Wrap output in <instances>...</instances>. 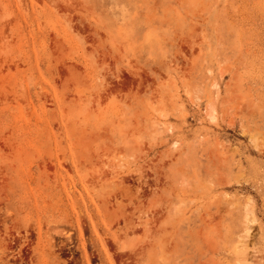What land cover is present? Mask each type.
I'll return each mask as SVG.
<instances>
[{"label": "rangeland", "instance_id": "rangeland-1", "mask_svg": "<svg viewBox=\"0 0 264 264\" xmlns=\"http://www.w3.org/2000/svg\"><path fill=\"white\" fill-rule=\"evenodd\" d=\"M261 257L264 0H0V264Z\"/></svg>", "mask_w": 264, "mask_h": 264}, {"label": "bare ground", "instance_id": "bare-ground-1", "mask_svg": "<svg viewBox=\"0 0 264 264\" xmlns=\"http://www.w3.org/2000/svg\"><path fill=\"white\" fill-rule=\"evenodd\" d=\"M253 221H254V220H251V222H253ZM248 233H249V228L247 227V228H246V234L248 235ZM162 242H163V240H162ZM162 242H161V243H162ZM153 243H154V242H153ZM153 243H152V244H153ZM152 244H149V245L152 246ZM163 244H164V243H163ZM153 246H154V245H153ZM153 246H152V247H153ZM154 247H155V246H154ZM163 248H164V247H163ZM163 248H162V249H163ZM238 248H239V247H238ZM241 248H242L243 251H246V246H243V245H242ZM164 250H165V249L162 250V254H163V251H164ZM165 251H166V250H165ZM239 251H241V250H239ZM166 252H167V251H166ZM242 253H243V252H242ZM161 258H162V256H161ZM263 260H264V257H261L260 260H259V261L257 260V262H256L255 264H264V261H263ZM161 262H162V261H161Z\"/></svg>", "mask_w": 264, "mask_h": 264}]
</instances>
